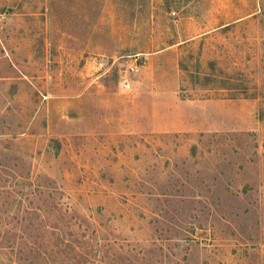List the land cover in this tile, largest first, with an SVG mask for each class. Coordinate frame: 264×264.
<instances>
[{"label":"rangeland","instance_id":"374dc122","mask_svg":"<svg viewBox=\"0 0 264 264\" xmlns=\"http://www.w3.org/2000/svg\"><path fill=\"white\" fill-rule=\"evenodd\" d=\"M0 264H264V0H0Z\"/></svg>","mask_w":264,"mask_h":264}]
</instances>
